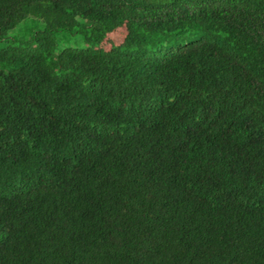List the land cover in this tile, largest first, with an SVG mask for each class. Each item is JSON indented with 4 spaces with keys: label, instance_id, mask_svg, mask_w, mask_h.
<instances>
[{
    "label": "trees",
    "instance_id": "obj_1",
    "mask_svg": "<svg viewBox=\"0 0 264 264\" xmlns=\"http://www.w3.org/2000/svg\"><path fill=\"white\" fill-rule=\"evenodd\" d=\"M0 40V264H264V0H0Z\"/></svg>",
    "mask_w": 264,
    "mask_h": 264
},
{
    "label": "rangeland",
    "instance_id": "obj_2",
    "mask_svg": "<svg viewBox=\"0 0 264 264\" xmlns=\"http://www.w3.org/2000/svg\"><path fill=\"white\" fill-rule=\"evenodd\" d=\"M43 26V23L40 19L35 17H26L20 21L14 28L10 29L7 35L10 38L25 39L31 36L35 31L40 29ZM111 38L114 43L121 38L120 34H112ZM57 42L58 47H67V46H83L82 37L78 34L70 35L65 32L57 33ZM112 42L110 41V45ZM5 45L4 40H0V48Z\"/></svg>",
    "mask_w": 264,
    "mask_h": 264
}]
</instances>
